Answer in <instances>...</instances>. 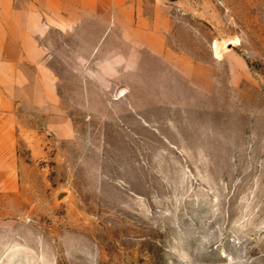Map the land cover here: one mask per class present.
<instances>
[{"label": "rangeland", "instance_id": "374dc122", "mask_svg": "<svg viewBox=\"0 0 264 264\" xmlns=\"http://www.w3.org/2000/svg\"><path fill=\"white\" fill-rule=\"evenodd\" d=\"M135 2L165 56L96 18L43 39L57 102L15 106L0 264H264V0Z\"/></svg>", "mask_w": 264, "mask_h": 264}, {"label": "crops", "instance_id": "0c3cea01", "mask_svg": "<svg viewBox=\"0 0 264 264\" xmlns=\"http://www.w3.org/2000/svg\"><path fill=\"white\" fill-rule=\"evenodd\" d=\"M93 18L106 24V37L144 32V43L155 56L167 53L159 24L136 10L135 0H0V155L16 139L13 121L19 99L36 90L34 97L49 93L57 102L53 89L45 85L52 82L45 36L51 29L76 33Z\"/></svg>", "mask_w": 264, "mask_h": 264}]
</instances>
